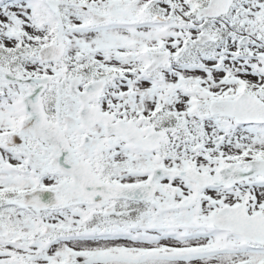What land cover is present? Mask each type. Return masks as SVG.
<instances>
[{
  "label": "snow or ice",
  "instance_id": "6c2138e0",
  "mask_svg": "<svg viewBox=\"0 0 264 264\" xmlns=\"http://www.w3.org/2000/svg\"><path fill=\"white\" fill-rule=\"evenodd\" d=\"M0 264H264V0H0Z\"/></svg>",
  "mask_w": 264,
  "mask_h": 264
}]
</instances>
